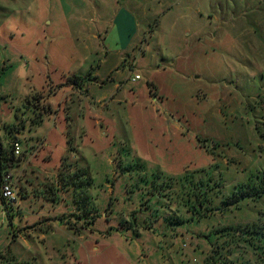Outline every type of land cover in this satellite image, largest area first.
<instances>
[{"label":"rangeland","instance_id":"obj_1","mask_svg":"<svg viewBox=\"0 0 264 264\" xmlns=\"http://www.w3.org/2000/svg\"><path fill=\"white\" fill-rule=\"evenodd\" d=\"M153 3L158 7L155 6L154 11L162 13L154 14L145 7L146 14L140 18V43L133 49L132 59L123 56V61L141 58V64L146 61L149 68L157 61L156 70L158 67L163 71L184 62L182 72L192 80L190 95L183 98L184 110L177 106L182 99H170L166 90L159 88L160 92H156L152 87L151 92L155 95L157 111L159 104L169 109L175 106L170 109L166 122L169 141H176L177 145L184 141L189 147L186 157L190 161L178 175H171L158 184V171L154 172V167L143 162L137 152V137H133L135 145L128 140L131 135L123 130L95 129L80 142L72 140V144L70 141L66 150L70 162L78 166L73 169L86 171L92 181L83 189L85 195L75 196L71 187L65 188L60 179V174L65 172L63 160L47 168L43 165L45 161L36 160L47 145L46 139H40L37 134L44 123L28 122L23 128L26 119L39 116L40 106L46 108L41 115L50 116V106L38 99H23L20 106L18 103L13 107L15 114L21 111L20 116L17 114L20 119L13 125L6 124L1 138L5 140V147L13 149L16 159H21L8 165L18 179V209L20 201L27 198L28 189L33 198L65 206L76 204L74 213L84 218L75 216L78 219L75 221L71 215L66 216L65 219L72 222L70 229L75 237H90L94 242L90 245L100 249L92 259L82 258L79 264H108V251L116 264V248L124 250L125 245L130 246L126 250L139 254L134 258L137 263L147 264L150 262L147 251H138L131 242H141V231L153 229V224H157L155 231H158L159 223L172 233L170 245L164 240L153 248L162 254L161 264H231L240 252L225 251L224 246L234 238L233 231L226 229L253 226L261 221L264 224V196L241 199L238 195L253 184L264 187V0H176L174 5L171 0H153ZM153 3L147 6L154 7ZM99 4L100 0H0V27L6 25L9 30L16 27L15 33H9L8 37L31 38L34 44L31 52L0 45V79L7 75L6 86L14 83L7 61H86V50L80 49L84 45L81 43L78 50L73 48L76 39L83 40L78 32L84 26L77 25L76 20L83 11L90 12L88 17L92 18ZM43 20L47 29L41 25ZM23 28L29 31L24 33ZM3 35L5 32L0 33L2 41L5 40ZM35 47L37 50L32 51ZM35 51L38 54L34 57ZM108 52H103L102 57ZM109 55L110 61L114 59V50ZM194 76L199 78L195 80ZM174 79L179 80L177 76ZM72 80L68 79V84L74 81L77 88L78 81ZM2 92L0 102L5 104L10 96ZM95 115L87 120L103 121L97 113ZM162 131L164 135L159 139L151 135H158L154 128L147 133L144 131V135L146 133L145 138L155 144L156 140L169 139L164 138L166 127ZM36 141L27 149L22 146ZM17 143L21 146L18 157L14 152ZM109 144L110 151L106 148ZM121 154L130 161L121 159ZM35 161L43 167L36 166ZM123 166L128 169L124 170ZM91 217L96 218L93 224ZM19 226L23 231V222ZM73 245L74 241L66 248L70 251ZM85 250L86 256H90V246ZM50 254L53 257L52 253H45V262L60 261L58 257L48 259ZM246 257L251 258V255ZM62 260L63 264L67 261Z\"/></svg>","mask_w":264,"mask_h":264},{"label":"crops","instance_id":"obj_2","mask_svg":"<svg viewBox=\"0 0 264 264\" xmlns=\"http://www.w3.org/2000/svg\"><path fill=\"white\" fill-rule=\"evenodd\" d=\"M87 1L91 2L92 0ZM175 1L171 0L173 5ZM152 3L153 0H100L99 8L95 7L92 18L88 17L90 12L83 11L76 20L77 25L84 26L81 28L82 31L78 32L83 40L79 42L80 39H76L73 48L78 50L77 48L82 43L84 47L80 49L86 50L84 52L86 61H7L9 75L14 79V83L11 86H6L5 82L9 79L7 75L0 79L2 82L0 92L4 91L3 95L10 96V100L5 104L0 102V138L4 137L6 124L13 125L20 119L18 115L20 116L21 111L17 113L18 115L15 114L13 109L15 104L19 103L20 106L21 100L32 99L37 96V93H40L43 96L41 103L50 106L52 112L50 116H44L45 121L41 123L44 124L40 130H37L40 139H46L47 145L36 160L45 161L43 165L46 168L60 164L62 159L67 156L66 150L70 141L72 144L76 143V140L80 142L85 134L92 135L91 131H95V129L108 128L123 130L125 134H130L131 138L129 136L128 140L135 145L137 144L134 139L137 137L139 141L137 152L144 159L143 162H148L154 167L152 168L154 172L158 171L156 173L160 175L158 184L169 179L171 175H178L186 167V162L190 161V158L186 157L189 147L184 141H181L182 143L179 145L176 141H169V128H167L166 122L169 118L168 114L171 112L170 109L175 106H170L169 109L168 106L161 107L159 104V111H157L154 105L155 95L152 94L151 89L154 87L156 92H160L159 88H162L169 92L167 94L171 96L170 99H182L177 106L184 110L185 100L183 98L190 95L192 85V80L185 71L182 72L184 62L177 67L169 66L171 70L163 71L158 67L156 70L157 61L151 63L153 68H149L146 61L141 64V58H137V61H123L125 58L123 56L132 59L133 49L135 50V46L137 47L140 43L141 37L138 35L141 32L140 18L146 14L144 13L145 7L153 10L154 14L160 12L159 10L154 11L156 6L154 3V7L147 6ZM156 9H158L157 6ZM41 25L45 29L48 28L44 20ZM5 26L0 27V33L5 32V35L2 36L5 37V40L0 39V45L31 52L34 47L33 40H30L31 38L29 40L10 38V36L8 37L9 33L10 35L15 33L16 27L9 30ZM21 31L26 33L29 30L23 28ZM38 32L39 30L35 34ZM34 50H37V47L32 51ZM112 50L115 55L114 59L110 61L109 52ZM105 51L109 52L105 57H102ZM36 53L38 54L35 51L34 57L37 55ZM95 54L99 57L97 58ZM145 71L149 73V77L145 76ZM136 74H140L142 79L133 82L130 79ZM174 76H177L179 80L176 81ZM70 78L78 81L77 88L74 87L73 80L72 84H68L67 80ZM198 78L194 76L195 80ZM139 82H144L147 85ZM176 96H182V98H176ZM101 102L103 104H100ZM167 103L165 101V104ZM96 106L99 108L97 109ZM96 113L103 121L87 120ZM148 124L152 127H149ZM171 125L172 123L169 127ZM164 127L167 129L164 138H169L164 142L156 140V143L152 144L153 140L150 142L145 138L147 131H151L153 128L158 130L157 136L151 134L153 137L156 139L163 137L161 134L164 135V131H162ZM1 142L5 147L4 138L1 139ZM37 142L34 144L29 142L28 145H25L26 148L24 144L22 146L27 149ZM84 144H86V140ZM106 148L110 151L111 144ZM121 155V159L130 161L124 154ZM85 157L87 158V156ZM87 160L89 159L87 158ZM35 162L37 166L38 163ZM43 165L38 166L42 168ZM169 172H173V174ZM26 193L28 196L22 202L20 201L19 209L17 207L4 210L0 201V226H2L0 264H48L44 261L45 253L48 252L53 254V257L50 254L48 259L52 260L58 257L60 260L58 262L54 260L53 264H63L62 259H67L64 264H79L80 259L87 260V257L92 259L93 255L100 252L99 248L90 245V243H94L90 237H75V233L70 229L69 225L72 222L65 217L71 215L72 220L73 218L75 221L78 220L75 218L77 214L74 213L77 208L76 204L72 202L66 206L59 205L56 202L33 198L29 189ZM16 222H18L17 226ZM21 222L24 225L23 231L19 226ZM153 225V229L141 231V242L132 240L131 244L140 252L147 251L150 260L147 264H161L162 254L160 255V252L153 248L157 242L162 243L164 240L167 241V245H170L172 233L161 228L160 223L158 228L160 227L161 230L155 231L157 224ZM122 240H124L123 237ZM72 241L75 242V245L69 247V251L66 246ZM81 242H85V245H82ZM86 246H90L88 251L90 256H86ZM122 247L124 250L116 248L114 253L116 264H139L134 259L139 257V254L126 250L130 246ZM106 257H108V264H113L111 252L108 251ZM152 259H154L153 262H151Z\"/></svg>","mask_w":264,"mask_h":264},{"label":"trees","instance_id":"obj_3","mask_svg":"<svg viewBox=\"0 0 264 264\" xmlns=\"http://www.w3.org/2000/svg\"><path fill=\"white\" fill-rule=\"evenodd\" d=\"M40 93H37V96L33 97V100L41 101L43 96ZM29 100V99H25ZM37 111L39 112V116H33L29 119H26L24 121L25 125H23V128H26V124L28 122L31 123H37L36 125H40L44 120V115H41V111L46 110L45 107H38ZM34 123V124H35ZM11 131V130H10ZM12 132V131H11ZM12 139V137H10ZM21 159H16L13 153V149L8 147H4L1 138H0V184L1 179L4 174L5 169L8 167V165L12 163H16L17 161H20ZM63 168L65 169V172L60 174V179L64 184L65 188H70L72 191H74L75 196L81 197L82 195H85L83 189L87 186L92 184V181L87 176V172H83L75 163H71V159L69 156L64 157L63 159ZM68 161L70 163H68ZM124 170H127L128 168L123 166ZM50 188V191L53 192V187L50 185L48 186ZM79 190V191H78ZM189 193V191H188ZM239 198H250L254 197L255 195L258 196H264V187L261 184V186L257 184L251 185L250 189H245L244 191L238 192ZM0 201L2 206L4 207V210H8L10 205L0 196ZM201 204L198 203V207H200ZM81 216L84 218L83 215H76ZM86 218V217H85ZM94 220H96L95 217H91L90 223L93 224ZM233 231L231 235L234 237L232 242L230 244H227L224 246V249L226 252L232 253L234 250H237L240 252V256L238 259L233 261L231 264H264V224L261 221V223H256L255 225L247 226V227H241L240 225L236 227V229H226ZM236 248H234V246ZM246 255H251V258H247ZM228 264V263H223Z\"/></svg>","mask_w":264,"mask_h":264},{"label":"built area","instance_id":"obj_4","mask_svg":"<svg viewBox=\"0 0 264 264\" xmlns=\"http://www.w3.org/2000/svg\"><path fill=\"white\" fill-rule=\"evenodd\" d=\"M141 79L140 75L133 77V81ZM15 155L18 157L21 155V146L19 143L14 145ZM27 164V162H26ZM0 184V196L10 205L12 208L18 207V190L17 182L18 179L14 174L12 166L5 169Z\"/></svg>","mask_w":264,"mask_h":264}]
</instances>
